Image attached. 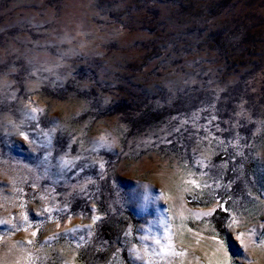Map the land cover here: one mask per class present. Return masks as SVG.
Instances as JSON below:
<instances>
[{
  "label": "rangeland",
  "instance_id": "374dc122",
  "mask_svg": "<svg viewBox=\"0 0 264 264\" xmlns=\"http://www.w3.org/2000/svg\"><path fill=\"white\" fill-rule=\"evenodd\" d=\"M0 264H264V0H0Z\"/></svg>",
  "mask_w": 264,
  "mask_h": 264
}]
</instances>
